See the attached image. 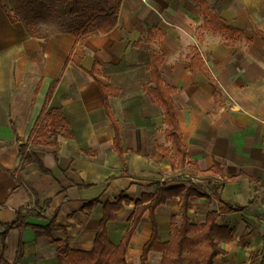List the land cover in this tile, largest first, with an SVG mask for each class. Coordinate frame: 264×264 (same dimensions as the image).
<instances>
[{
    "label": "crops",
    "instance_id": "crops-1",
    "mask_svg": "<svg viewBox=\"0 0 264 264\" xmlns=\"http://www.w3.org/2000/svg\"><path fill=\"white\" fill-rule=\"evenodd\" d=\"M206 1L211 6L202 14L195 0H114L115 26L84 38L87 8H100V0H85L83 12L75 15L62 0H0V222L13 221L18 208L28 207L30 224L8 231V262L59 264L58 247L42 228L52 216L54 238L69 249L90 251L106 202L121 204L107 222V238L117 246L142 196L183 185L203 193L189 199L192 224L204 223L216 211L215 223L232 231V241L221 244L223 253L214 264H250L255 255L254 264H260L264 0ZM211 17L223 28L214 27ZM152 53L161 57V78L172 89L187 161L200 170L218 166L222 177L173 169L175 151L164 110L146 89ZM51 108L61 111L67 129L58 134L57 148L40 144L30 149L48 170L43 173L36 162L22 163L18 144ZM225 207L232 209L221 212ZM179 209V196L154 209L160 242L171 239ZM152 231L145 209L127 243L125 264H161L163 253L156 250L141 260Z\"/></svg>",
    "mask_w": 264,
    "mask_h": 264
},
{
    "label": "trees",
    "instance_id": "trees-1",
    "mask_svg": "<svg viewBox=\"0 0 264 264\" xmlns=\"http://www.w3.org/2000/svg\"><path fill=\"white\" fill-rule=\"evenodd\" d=\"M64 3H70V14L75 15L82 13L83 2L85 0H62ZM120 1V0H119ZM101 7L93 8L88 7L91 11L88 20L82 26V33L84 38L90 34H97L99 32H107L111 30L117 20L118 5L114 4V0H100ZM200 8L202 14H207L208 8L211 6L206 0H195ZM213 6V5H212ZM214 7V6H213ZM210 23L219 29L223 26L215 17H211ZM227 29L228 26H224ZM148 41H150V32L146 31ZM161 57L156 53L151 54L150 63V83L147 85V91L154 96L157 102L162 106L165 115V123L167 125L166 134L172 140L175 151V158L172 160L173 169L176 171L183 170L188 167L193 171L196 176L208 178L213 176H220L221 169L216 166L215 170H200L197 166L187 161L186 147L181 142L180 131L178 122L175 115V110L172 103L171 92L172 89L164 83L161 78L159 66ZM91 73H96V68L91 70ZM54 85L49 89L47 98L52 93ZM104 107L106 113L113 123L115 135L114 145L119 154L122 153V144L120 134L116 121L114 120L110 107L107 102V94L104 92ZM67 129V123L62 117L61 111L58 108H51L44 111L39 117L36 127L32 134L29 135L26 141H21L18 144L19 154L22 158V163H38L39 169L43 173H48L44 168L42 162L36 157L32 147L36 145H52L57 148V136L62 130ZM234 179V178H232ZM18 186L21 183L18 182ZM203 195L194 186H175V187H162L155 196L144 195L136 202L138 206L136 214L132 218V223L128 231L123 236V240L117 245H112L107 238V222L113 218V213L120 209L121 204L117 202H106L103 206V215L99 222L98 230L93 242V247L90 251L72 250L69 249L66 243L53 237V230L57 228L55 225V216H52L48 223L42 226L48 240L58 247L59 264H125L124 255L129 238L133 229L137 225L143 211L149 209L150 216L153 224V231L150 239L143 247V254L141 256L142 262H145L147 253L151 250L160 251L163 253L161 264H214V258L223 253L221 247L222 243L232 241V231L215 223L218 212H209L206 216L205 222L202 224H192L188 216L189 199L192 196ZM173 196H179V214L180 223L176 222L173 218L171 223L172 236L167 242H160L157 236V228L153 219L154 209L164 203L167 199ZM148 202L147 204H143ZM92 202L86 204V208H90ZM231 207L222 208L221 212L230 211ZM29 213L28 207L18 208L16 216L13 221L0 222V236L2 244V254L0 256V264H12L4 257V250L6 248V235L10 229L18 228L27 223L26 215ZM257 259L255 255L250 264H254ZM260 264H264V257Z\"/></svg>",
    "mask_w": 264,
    "mask_h": 264
}]
</instances>
